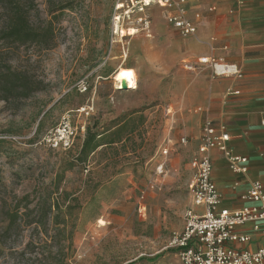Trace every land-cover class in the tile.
Wrapping results in <instances>:
<instances>
[{
    "label": "rangeland",
    "instance_id": "1",
    "mask_svg": "<svg viewBox=\"0 0 264 264\" xmlns=\"http://www.w3.org/2000/svg\"><path fill=\"white\" fill-rule=\"evenodd\" d=\"M22 3L36 28L51 30L43 43L0 41V55L40 88L23 100H0V264H182L169 244L192 200L195 147L184 119L200 112L186 106L185 66L195 60L174 58L170 49L183 35L157 7L152 37L123 32L132 36L125 57L120 43L112 45L113 0ZM139 62L137 88L117 89L116 72ZM86 105L93 113L79 115ZM66 112L78 134L70 149H51L42 137ZM88 128L104 135L84 160ZM17 208L7 231V212Z\"/></svg>",
    "mask_w": 264,
    "mask_h": 264
},
{
    "label": "crops",
    "instance_id": "2",
    "mask_svg": "<svg viewBox=\"0 0 264 264\" xmlns=\"http://www.w3.org/2000/svg\"><path fill=\"white\" fill-rule=\"evenodd\" d=\"M157 7L166 18L168 12L157 5L149 8L150 15ZM186 12L197 25V33L173 39L170 45L173 57L196 62L200 56H213L236 63L242 69L241 77H213L208 66L200 65L194 71L186 68L191 77L186 106H200L199 113L187 112L184 119V129L195 147L189 159L190 182L193 175L190 162L198 149L203 122L208 118L218 130L225 127L235 153L248 158V170L235 172L221 150L210 151L213 179L221 195L219 207L230 210L255 207L258 203L247 196L254 181L260 180L264 185V0H187ZM153 20L150 36L138 33L152 37ZM124 56L128 57L125 52ZM143 67L139 62L131 69L137 73ZM187 134L182 137L188 140ZM239 230L251 239L232 246L250 250L260 246L261 233L253 231L251 224Z\"/></svg>",
    "mask_w": 264,
    "mask_h": 264
},
{
    "label": "built area",
    "instance_id": "3",
    "mask_svg": "<svg viewBox=\"0 0 264 264\" xmlns=\"http://www.w3.org/2000/svg\"><path fill=\"white\" fill-rule=\"evenodd\" d=\"M187 0H113V17L111 30L112 45L120 43L123 53L129 47L130 35L123 30L136 28L151 35L152 18L149 8L160 6L167 13V22L181 35H195L197 25L187 17ZM208 66L213 77H241L242 69L236 63L228 62L213 56H200L196 62L185 66L194 71L199 66ZM86 81L79 84V90L86 92ZM94 111L93 105L77 108L76 112L85 117ZM171 108L168 109V114ZM78 134V127L70 112L62 115L57 125L51 127L43 135L41 143L51 149H70ZM230 135L226 128L218 130L211 119L205 118L197 152L190 165L193 175L189 184L191 205L185 212V224L182 230L173 234L169 246L176 250L182 264H264V185L260 180L253 182L248 198L258 204L252 208L230 210L219 207L220 192L213 179V163L210 151L218 148L228 159L229 166L235 172L248 170V158L235 153L229 144ZM182 137L181 143L186 144ZM164 154L168 149H164ZM162 174L163 166H160ZM201 208V209H199ZM252 225L253 231L261 233V244L256 250L242 249L232 246L234 243L244 244L251 236L240 232L239 228Z\"/></svg>",
    "mask_w": 264,
    "mask_h": 264
},
{
    "label": "trees",
    "instance_id": "4",
    "mask_svg": "<svg viewBox=\"0 0 264 264\" xmlns=\"http://www.w3.org/2000/svg\"><path fill=\"white\" fill-rule=\"evenodd\" d=\"M67 7L69 6L65 8ZM49 30H51L50 27L40 30L32 24L31 12L26 8V4L22 3V0H0V41L22 45L34 42L43 43L48 39ZM39 89V83L28 72L15 68L6 57L0 55V100L7 102L23 100L29 98ZM103 135V133L88 128L79 157L87 160L89 155L102 145L100 139ZM115 142L117 141H110V143ZM28 198L29 195H26L21 200ZM50 206L52 207L54 204ZM55 206L59 211V203H56ZM19 211L18 208L15 211L8 210L7 231L16 224L20 217Z\"/></svg>",
    "mask_w": 264,
    "mask_h": 264
},
{
    "label": "bare ground",
    "instance_id": "5",
    "mask_svg": "<svg viewBox=\"0 0 264 264\" xmlns=\"http://www.w3.org/2000/svg\"><path fill=\"white\" fill-rule=\"evenodd\" d=\"M125 30H123L124 32ZM115 80L118 82V87L123 88L127 86L128 88H137V74L131 68H120L115 74Z\"/></svg>",
    "mask_w": 264,
    "mask_h": 264
},
{
    "label": "water",
    "instance_id": "6",
    "mask_svg": "<svg viewBox=\"0 0 264 264\" xmlns=\"http://www.w3.org/2000/svg\"><path fill=\"white\" fill-rule=\"evenodd\" d=\"M127 88H128L127 86H124V87H123V89H127ZM120 89H122V88H120Z\"/></svg>",
    "mask_w": 264,
    "mask_h": 264
}]
</instances>
